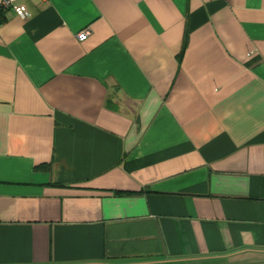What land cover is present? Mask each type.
Wrapping results in <instances>:
<instances>
[{"label": "crops", "instance_id": "crops-1", "mask_svg": "<svg viewBox=\"0 0 264 264\" xmlns=\"http://www.w3.org/2000/svg\"><path fill=\"white\" fill-rule=\"evenodd\" d=\"M16 5L0 264H264V0Z\"/></svg>", "mask_w": 264, "mask_h": 264}, {"label": "built area", "instance_id": "built-area-1", "mask_svg": "<svg viewBox=\"0 0 264 264\" xmlns=\"http://www.w3.org/2000/svg\"><path fill=\"white\" fill-rule=\"evenodd\" d=\"M8 11L16 12L17 14H21V11L18 9L16 5V0H0V16ZM88 35L87 31H83L78 35L79 41H84Z\"/></svg>", "mask_w": 264, "mask_h": 264}]
</instances>
